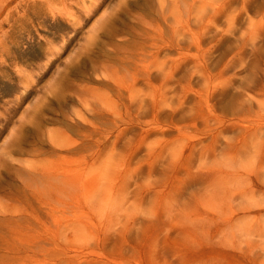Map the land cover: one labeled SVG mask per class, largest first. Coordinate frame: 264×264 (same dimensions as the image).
<instances>
[{
  "label": "rangeland",
  "instance_id": "rangeland-1",
  "mask_svg": "<svg viewBox=\"0 0 264 264\" xmlns=\"http://www.w3.org/2000/svg\"><path fill=\"white\" fill-rule=\"evenodd\" d=\"M2 48L0 264H264V0H0Z\"/></svg>",
  "mask_w": 264,
  "mask_h": 264
},
{
  "label": "bare ground",
  "instance_id": "bare-ground-1",
  "mask_svg": "<svg viewBox=\"0 0 264 264\" xmlns=\"http://www.w3.org/2000/svg\"><path fill=\"white\" fill-rule=\"evenodd\" d=\"M227 1H231V0H227ZM3 48L0 50L2 51ZM23 133H20L18 136L19 137H23L24 134V130L21 131ZM120 134V133H118ZM107 138V137H106ZM106 138L104 137L102 140L100 139H96V146L99 147L101 144H104V141L106 140ZM23 140H18V142L15 144V148H14V152H17L19 154L22 153H27L30 151L29 148H24L23 147ZM237 145V144H235ZM57 147H59L60 149H64L67 147V145L63 144V143H57L56 144ZM71 148H69V151H75V152H79L81 151L80 146L74 147L73 145L70 146ZM91 148V146H86ZM240 147L243 148V144H240ZM254 148L256 153H258L257 148H258V144L255 143L254 144ZM244 149V148H243ZM98 148L94 149L93 152H97ZM7 153L10 154V152L6 151ZM159 153V151H154V154L157 155ZM61 157L60 155H58L56 158ZM94 159H92V161H94ZM54 163L55 161L53 159L51 160H45V161H41L39 164L30 166L31 168L35 167V173L38 174L39 176V180H38V184H35L36 186H29V188H31V192L37 196H39L42 199L47 198V196L49 195V197H55V200L59 201L60 200V192H61V187L63 185V183L65 184L66 182V176L65 173H62L61 170L57 169L54 167ZM6 166L7 163H5ZM94 164V162L92 163ZM89 176L86 178V182L82 179V174H76L75 176H73L75 179L73 180V188H91L92 186H94V178H93V169H90L88 171ZM230 181L229 178V174L225 173L223 170L218 169L216 171V173L212 176L210 182H209V186H211V191L210 194L212 195H216L218 194V192L221 190L222 191V198L224 197V192L226 190H228V188L230 186H235V182L237 181V174L235 173L233 178H232V182L228 185ZM27 185V184H25ZM211 198H213L210 195ZM214 199V198H213ZM212 200V199H210ZM216 200V199H215ZM60 202V201H59ZM244 208H249V206H245ZM223 221L220 225V233L222 235L223 233V241H229V242H234V240L236 241H240L241 240V235L243 234H251L253 232L252 229V223H254L253 220H248V221H244L245 223H238L240 221V219H234L228 216L223 215ZM264 230H261L258 232V234H261ZM245 244L247 246H245V249H249L250 246H252L250 244V241H246L245 240Z\"/></svg>",
  "mask_w": 264,
  "mask_h": 264
}]
</instances>
